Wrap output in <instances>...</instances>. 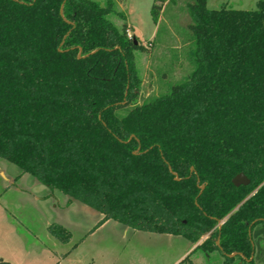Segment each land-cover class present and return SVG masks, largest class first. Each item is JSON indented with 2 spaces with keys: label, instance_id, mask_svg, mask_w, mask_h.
I'll return each mask as SVG.
<instances>
[{
  "label": "trees",
  "instance_id": "16d2710c",
  "mask_svg": "<svg viewBox=\"0 0 264 264\" xmlns=\"http://www.w3.org/2000/svg\"><path fill=\"white\" fill-rule=\"evenodd\" d=\"M185 8L192 70L136 103L143 45L112 0H0V157L101 220L264 264V0Z\"/></svg>",
  "mask_w": 264,
  "mask_h": 264
},
{
  "label": "rangeland",
  "instance_id": "374dc122",
  "mask_svg": "<svg viewBox=\"0 0 264 264\" xmlns=\"http://www.w3.org/2000/svg\"><path fill=\"white\" fill-rule=\"evenodd\" d=\"M101 5L106 0H97ZM258 0H207L208 8L254 9ZM154 0H131L126 12L116 9L108 18L127 25L143 49L134 51L141 79L136 103L168 90L193 68L189 54L187 0L163 4L153 21ZM122 15H124L122 17ZM130 22L132 25H129ZM50 191H54L51 193ZM50 192V193H48ZM47 195V199L42 195ZM69 195L51 189L15 164L0 157V254L12 264H223L219 252L194 249L182 235L137 230L103 214ZM101 220V221H100ZM60 224L67 241L51 236L49 226ZM1 259V257H0Z\"/></svg>",
  "mask_w": 264,
  "mask_h": 264
},
{
  "label": "crops",
  "instance_id": "0c3cea01",
  "mask_svg": "<svg viewBox=\"0 0 264 264\" xmlns=\"http://www.w3.org/2000/svg\"><path fill=\"white\" fill-rule=\"evenodd\" d=\"M113 1V3H114V7L115 8H117V9H121V10H124L125 12H126V19H127V21H128V17H129V11H128V9L130 10L131 8H129V6H127V4H130L131 3V0H112ZM100 3V2H99ZM128 24L129 25H132L130 22H128ZM51 193H53L54 191H50ZM50 192H48V193H50ZM47 195L48 194H46V195H42V197H44V198H46L47 199ZM70 198L71 197H69V201H70ZM73 199H71V201H72ZM70 201V202H71ZM50 232V231H49ZM50 234H51V236H53V237H55L57 240H58V238L56 237V236H54L51 232H50ZM60 240V239H59ZM0 257H1V259L0 260H4L5 261V259H4V256H1V254H0ZM10 262V261H9ZM11 263V262H10ZM12 264V263H11Z\"/></svg>",
  "mask_w": 264,
  "mask_h": 264
},
{
  "label": "water",
  "instance_id": "95a60500",
  "mask_svg": "<svg viewBox=\"0 0 264 264\" xmlns=\"http://www.w3.org/2000/svg\"><path fill=\"white\" fill-rule=\"evenodd\" d=\"M134 42L136 43V40H134ZM232 182L236 185L239 186L241 184L243 185H247L249 183V179L248 177L244 174V173H238L233 179ZM216 243L218 244V240L216 241ZM237 255L236 252L229 254L230 257H233Z\"/></svg>",
  "mask_w": 264,
  "mask_h": 264
}]
</instances>
